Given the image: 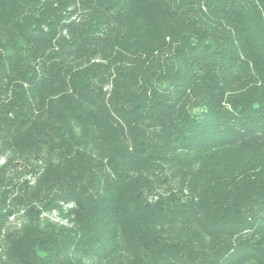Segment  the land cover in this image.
I'll return each instance as SVG.
<instances>
[{
    "label": "trees",
    "instance_id": "1",
    "mask_svg": "<svg viewBox=\"0 0 264 264\" xmlns=\"http://www.w3.org/2000/svg\"><path fill=\"white\" fill-rule=\"evenodd\" d=\"M0 244L264 264V0H0Z\"/></svg>",
    "mask_w": 264,
    "mask_h": 264
},
{
    "label": "rangeland",
    "instance_id": "2",
    "mask_svg": "<svg viewBox=\"0 0 264 264\" xmlns=\"http://www.w3.org/2000/svg\"><path fill=\"white\" fill-rule=\"evenodd\" d=\"M72 207L61 205L56 208L54 211L45 213L43 215V223H49L57 227H67L68 219L70 217ZM4 245L0 244V254L3 253Z\"/></svg>",
    "mask_w": 264,
    "mask_h": 264
},
{
    "label": "built area",
    "instance_id": "3",
    "mask_svg": "<svg viewBox=\"0 0 264 264\" xmlns=\"http://www.w3.org/2000/svg\"><path fill=\"white\" fill-rule=\"evenodd\" d=\"M66 206H70V205H66ZM44 214H45V213H44ZM44 214H43V215H44ZM42 217H43V216H42Z\"/></svg>",
    "mask_w": 264,
    "mask_h": 264
}]
</instances>
